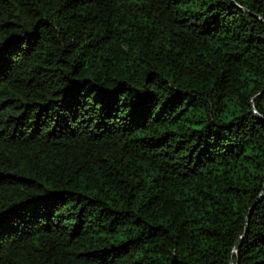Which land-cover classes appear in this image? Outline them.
Masks as SVG:
<instances>
[{
  "label": "trees",
  "instance_id": "trees-1",
  "mask_svg": "<svg viewBox=\"0 0 264 264\" xmlns=\"http://www.w3.org/2000/svg\"><path fill=\"white\" fill-rule=\"evenodd\" d=\"M230 259L264 264V0H0V264Z\"/></svg>",
  "mask_w": 264,
  "mask_h": 264
},
{
  "label": "water",
  "instance_id": "water-1",
  "mask_svg": "<svg viewBox=\"0 0 264 264\" xmlns=\"http://www.w3.org/2000/svg\"><path fill=\"white\" fill-rule=\"evenodd\" d=\"M258 18H259L260 20H262L259 16H258ZM251 210H252V206L249 208V212H248L247 215H246V224H247V222H248L249 214H250V211H251ZM229 263H230V264H233V262H232L231 259H230Z\"/></svg>",
  "mask_w": 264,
  "mask_h": 264
}]
</instances>
